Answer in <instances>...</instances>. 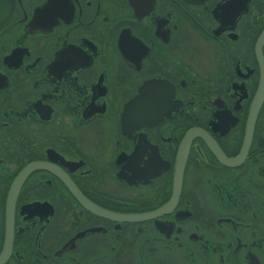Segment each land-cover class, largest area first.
I'll return each mask as SVG.
<instances>
[{"label": "flooded vegetation", "instance_id": "flooded-vegetation-1", "mask_svg": "<svg viewBox=\"0 0 264 264\" xmlns=\"http://www.w3.org/2000/svg\"><path fill=\"white\" fill-rule=\"evenodd\" d=\"M0 264H264V0H0Z\"/></svg>", "mask_w": 264, "mask_h": 264}, {"label": "water", "instance_id": "water-1", "mask_svg": "<svg viewBox=\"0 0 264 264\" xmlns=\"http://www.w3.org/2000/svg\"><path fill=\"white\" fill-rule=\"evenodd\" d=\"M178 178L180 179V172L178 173Z\"/></svg>", "mask_w": 264, "mask_h": 264}]
</instances>
